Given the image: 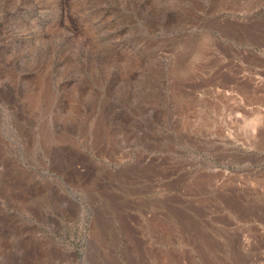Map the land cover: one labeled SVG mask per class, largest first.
Returning <instances> with one entry per match:
<instances>
[{
  "label": "rangeland",
  "instance_id": "rangeland-1",
  "mask_svg": "<svg viewBox=\"0 0 264 264\" xmlns=\"http://www.w3.org/2000/svg\"><path fill=\"white\" fill-rule=\"evenodd\" d=\"M0 205V264H264V0H0Z\"/></svg>",
  "mask_w": 264,
  "mask_h": 264
},
{
  "label": "bare ground",
  "instance_id": "bare-ground-1",
  "mask_svg": "<svg viewBox=\"0 0 264 264\" xmlns=\"http://www.w3.org/2000/svg\"><path fill=\"white\" fill-rule=\"evenodd\" d=\"M115 143H116V141H115ZM97 145H95L94 147H92V150L95 152V153H97V154H100V153H103L104 151H106V149H108V151L110 152V153H112L113 151H114V147H112V148H109L108 146H106V147H104L102 144H101V141H100V139H98L97 140V143H96ZM63 147H65V146H63ZM111 147V146H110ZM64 149H67V151H69L70 153L69 154H71L72 155V157H68L69 159L64 163V165H63V167H61L60 166V168H62V169H65V170H67V171H69V175L71 176V178L72 179H74V178H81V177H83L84 175H86V170H83L82 169V167H79L78 166V164L80 163V162H78V161H80V160H78V159H75L74 157L75 156H73V153H74V150H73V148H70V147H65V148H63V150ZM100 151V152H99ZM75 152L77 153V156L76 157H80V156H82L83 155V157L85 158V159H87V163L89 164V165H91L94 169H93V171H96L97 170V172H98V168L96 167V166H94L93 164H95L94 163V161L92 160L93 159V157L92 156H89V155H87V154H85L84 152H82L81 150H76L75 149ZM68 156V155H67ZM77 160V161H76ZM83 160H81V162H82ZM63 163V162H62ZM84 163V162H83ZM85 164V163H84ZM62 165V164H61ZM90 168V167H89ZM88 168V169H89ZM91 170H92V168H91ZM90 170V171H91ZM90 174H92V171L90 172ZM88 175V174H87ZM93 175V174H92ZM10 177H11V181H12V183H13V185H15L16 187H17V189L19 188H21L23 191H24V189H26V190H28L27 192L28 193H31L30 191L31 190H36V188H28V187H23L22 188V183L24 182V179L23 178H19V177H15V176H13V175H10ZM86 177V176H85ZM10 179V178H9ZM98 179V178H97ZM51 185V184H50ZM119 187V186H118ZM18 189V190H19ZM20 189V190H21ZM120 189V188H119ZM52 191H54V194L59 198V200H63V201H65L68 205H72V206H76V204H74L69 198H67L66 196H63L60 192H59V190H58V188L56 187H54L53 189H52ZM111 193V192H110ZM110 193H108V194H110ZM110 197H112V195L110 196ZM117 197V196H116ZM110 202H112V201H110ZM1 206V205H0ZM67 210V209H66ZM123 212V211H122ZM25 220H28V219H25ZM24 223V222H23ZM30 232H32V231H30ZM52 246H54V244H52ZM32 247V246H31ZM58 248L61 250V251H63L64 252V250H66V248L64 247V246H58ZM54 249V248H53ZM51 251V250H50ZM32 253V252H31ZM55 253V252H54ZM70 253H72V252H70ZM186 254V253H185ZM208 255V254H207ZM186 256V255H185ZM190 256V255H189ZM200 256H202V255H200ZM181 259V258H180ZM186 259V258H185ZM189 259H190V261L192 262V263H190V264H194V261H195V258L193 257H189ZM206 258H205V256H203V257H201L200 258V260H202V261H204ZM183 260V259H182ZM189 261V260H188ZM212 262V261H211ZM195 263H196V261H195ZM218 263V262H217ZM207 264V263H206ZM220 264H222V263H220Z\"/></svg>",
  "mask_w": 264,
  "mask_h": 264
}]
</instances>
